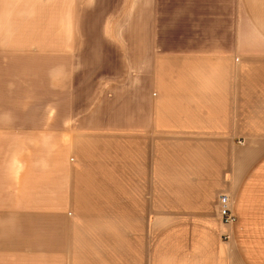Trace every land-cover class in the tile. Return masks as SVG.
<instances>
[{"label": "crops", "instance_id": "crops-1", "mask_svg": "<svg viewBox=\"0 0 264 264\" xmlns=\"http://www.w3.org/2000/svg\"><path fill=\"white\" fill-rule=\"evenodd\" d=\"M0 67L53 83L0 121V264H264V0H0Z\"/></svg>", "mask_w": 264, "mask_h": 264}, {"label": "rangeland", "instance_id": "rangeland-1", "mask_svg": "<svg viewBox=\"0 0 264 264\" xmlns=\"http://www.w3.org/2000/svg\"><path fill=\"white\" fill-rule=\"evenodd\" d=\"M25 71L26 68L0 67V121L26 123L30 128L44 119L47 123H51L52 114H38L31 111L28 114H21L23 110H31V108L51 107L53 102V83L48 81L51 77L22 76ZM30 78L32 80L28 81Z\"/></svg>", "mask_w": 264, "mask_h": 264}, {"label": "built area", "instance_id": "built-area-1", "mask_svg": "<svg viewBox=\"0 0 264 264\" xmlns=\"http://www.w3.org/2000/svg\"><path fill=\"white\" fill-rule=\"evenodd\" d=\"M218 215L225 224H233L236 217L232 212L231 197L226 194H221L217 201Z\"/></svg>", "mask_w": 264, "mask_h": 264}]
</instances>
